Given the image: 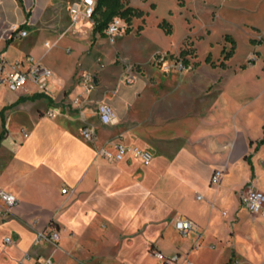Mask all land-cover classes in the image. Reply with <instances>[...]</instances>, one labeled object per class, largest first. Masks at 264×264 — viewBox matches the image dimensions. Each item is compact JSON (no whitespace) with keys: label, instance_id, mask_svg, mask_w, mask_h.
<instances>
[{"label":"crops","instance_id":"obj_1","mask_svg":"<svg viewBox=\"0 0 264 264\" xmlns=\"http://www.w3.org/2000/svg\"><path fill=\"white\" fill-rule=\"evenodd\" d=\"M49 4L0 0V52L9 61L31 54L52 72L45 91L30 81L18 90L0 85V188L19 199L6 214L0 199V264L21 259L33 264L39 257L56 264H102L88 261L83 250L109 240L140 242L144 257L159 249L203 264L190 253L206 239L229 257L235 253L242 264H264V216L249 212L241 201L249 186L264 191V123L260 135H253L257 95L240 86L239 75L251 65L236 67L230 78L221 75L230 61L222 67L200 60L183 72L150 66L131 85L123 81L124 72L112 86L99 74L93 84L67 81L43 62L40 49L46 46V52L66 35L76 39L65 30L54 43L42 42L40 34L55 31L32 29L46 22ZM18 24L27 35L7 39L6 30ZM29 36L25 49L22 41ZM203 62L218 75L202 76ZM102 102L115 109V123L100 121ZM86 125L92 138L82 132ZM116 143L146 149L152 159L144 163L129 152L112 161L99 153L101 146L116 151ZM216 168L223 176L213 186ZM183 215L198 224L200 235L176 228ZM53 229L59 232L56 242L37 240L38 231ZM7 235L13 242L4 241Z\"/></svg>","mask_w":264,"mask_h":264},{"label":"rangeland","instance_id":"obj_2","mask_svg":"<svg viewBox=\"0 0 264 264\" xmlns=\"http://www.w3.org/2000/svg\"><path fill=\"white\" fill-rule=\"evenodd\" d=\"M72 1L50 0V6L45 10L46 22L39 21L32 26V29L45 27L56 32L40 34L42 42L47 39L54 43L57 32L65 30L76 39L66 35L46 52V46L40 49L45 53L43 62L67 81L82 78L85 71L99 74L111 86L128 68L137 75H144L145 68L148 70L150 66L164 72H183L194 68L208 55L219 63L233 48V55L226 60L227 63L230 61L231 67L221 70V75L230 78L236 67L235 70L240 71L243 65H251L239 75L242 77L240 86L257 95L253 135H260L261 124L264 123V0H123L125 5L143 9L144 15L127 20V26L115 36L114 41L94 29L99 12L93 19L94 23L84 20L69 29L73 22L68 10ZM51 20L53 24L49 25ZM163 21L169 23V33L166 31L168 25H161ZM31 39V36L24 38L22 47L28 49ZM182 49H186L185 55L181 54ZM218 72L205 65L201 69L206 79L214 78ZM261 223L264 225V220ZM241 241L253 245L248 238ZM142 248L140 242L126 244L109 240L103 245L85 247L83 254L93 263L136 264L142 260V264H156L152 252L142 256ZM247 256L246 253L242 255V260ZM190 257L203 264H235L238 261L242 264L235 253L229 257L228 253L221 251L220 244L212 246L207 239L198 252L190 253ZM122 258L127 263H121Z\"/></svg>","mask_w":264,"mask_h":264},{"label":"built area","instance_id":"obj_3","mask_svg":"<svg viewBox=\"0 0 264 264\" xmlns=\"http://www.w3.org/2000/svg\"><path fill=\"white\" fill-rule=\"evenodd\" d=\"M97 0H76L71 3L69 10L71 13L72 21L79 22L81 20H93V14L95 13ZM127 26V21L121 16H114L105 28L106 36L114 41L115 36L118 35ZM28 30L18 25H11L6 30L5 37L7 39H14L26 36ZM183 67V66H182ZM51 70L37 61L33 55L27 54L24 58L15 59L9 61L0 52V85L5 84L11 90H18L23 87L27 82L34 83L40 90L45 91L48 88V80L51 76ZM82 78L86 81H90L92 84L95 82V75L88 71L82 73ZM137 79V73L128 68L123 75V81L126 84H134ZM91 84V85H92ZM97 113L100 121L103 124H112L117 121V113L112 105L102 102L97 106ZM52 115V111H49ZM83 134L87 138L93 137V131L86 125L82 130ZM104 157L112 161H119L123 159L127 153L131 152L135 157L139 158L144 163H149L152 159V154L140 147H128L123 143H116V151H112L105 146H101L98 149ZM223 176V169H214L210 184L213 186L219 185ZM64 191L66 188L63 189ZM199 198L202 195H198ZM0 199L4 202L2 213L6 214L15 205L18 204V197L7 190L0 188ZM241 201L243 205L247 207L252 213H256L264 216V191L256 187L249 186L241 194ZM226 214L225 211H223ZM175 226L181 232L186 233L189 230H194L200 235L198 224L190 217L183 215L175 220ZM59 239V232L56 229L50 231H38L37 240H46L50 242H56ZM6 243L13 242V238L9 235L4 237ZM153 255L157 258L158 264H196L187 257L181 255L179 252L166 253L162 250H153ZM18 264H24L21 259ZM33 264H56L50 257H39Z\"/></svg>","mask_w":264,"mask_h":264},{"label":"trees","instance_id":"obj_4","mask_svg":"<svg viewBox=\"0 0 264 264\" xmlns=\"http://www.w3.org/2000/svg\"><path fill=\"white\" fill-rule=\"evenodd\" d=\"M97 12L100 13V16L96 17L97 22L94 26V29L97 31H101L103 33H105L106 26L114 16H121L126 21L127 20L130 21L133 16L144 15L143 9L132 5H125L123 0H97L95 13L93 14V19H95V15ZM164 23L168 25L166 31L169 33L171 31L170 25L166 21H163L161 25H163ZM234 42L235 41L233 40V43ZM186 53H187L186 49L181 50V54L185 55ZM233 53H234V49L232 48L230 51L225 53L224 58L219 63H216L215 61L211 60L209 55L206 57L205 60L211 63L212 66L220 65L222 67H226L227 66L226 60H228L233 55ZM185 62L186 64H188L187 59ZM252 63H254V61ZM242 67L245 66L243 65ZM263 142H264V137L260 140V143Z\"/></svg>","mask_w":264,"mask_h":264}]
</instances>
